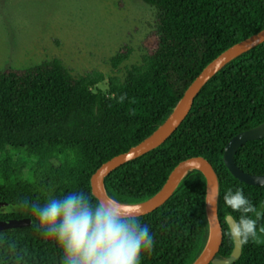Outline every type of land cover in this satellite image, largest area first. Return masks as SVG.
<instances>
[{
	"label": "trees",
	"instance_id": "1",
	"mask_svg": "<svg viewBox=\"0 0 264 264\" xmlns=\"http://www.w3.org/2000/svg\"><path fill=\"white\" fill-rule=\"evenodd\" d=\"M142 1L156 10L157 47L124 78L110 77L106 90L102 73L74 76L59 59L0 72V221H32L0 233V264H194L205 251L211 227L201 171L189 172L161 208L133 219L106 214L91 178L154 135L215 59L264 30V0ZM131 55L118 52L113 70ZM263 123L264 44L207 83L166 143L110 173L106 194L118 205L144 204L180 163L203 157L218 176L224 239L216 258L233 253V217L243 243L233 264H264V187L242 183L224 163L227 143ZM235 163L264 175V139L241 147Z\"/></svg>",
	"mask_w": 264,
	"mask_h": 264
},
{
	"label": "rangeland",
	"instance_id": "2",
	"mask_svg": "<svg viewBox=\"0 0 264 264\" xmlns=\"http://www.w3.org/2000/svg\"><path fill=\"white\" fill-rule=\"evenodd\" d=\"M156 10L142 0H0V72L59 59L74 75L98 71L106 82L156 49ZM132 50L118 71L111 59Z\"/></svg>",
	"mask_w": 264,
	"mask_h": 264
},
{
	"label": "water",
	"instance_id": "3",
	"mask_svg": "<svg viewBox=\"0 0 264 264\" xmlns=\"http://www.w3.org/2000/svg\"><path fill=\"white\" fill-rule=\"evenodd\" d=\"M262 44H264V30L225 51L198 76L184 94L174 113L154 135L130 149L127 153L111 159L96 171L91 178L92 193L106 214L116 219H133L149 215L168 202L189 172L198 170L203 173L206 179V209L210 221L211 235L205 251L194 264H233L241 257L243 251L241 232L234 218L228 217L227 223L234 238V250L228 259L216 258L223 243L224 229L219 216L218 176L205 158L191 157L180 163L169 175L162 190L148 202L138 206H122L113 202L106 194L104 179L116 169L147 155L166 143L188 117L196 97L207 83L229 63ZM261 139H264V123L233 137L224 150V163L233 177L254 187H264V175L245 173L236 165L235 157L239 149L245 144ZM4 207H6V204L0 203V210ZM31 224L30 219L3 220L0 221V233L12 229L29 228ZM69 228L75 235L77 242L83 245L72 223H69ZM54 234L55 226L52 224L48 231V241L54 240Z\"/></svg>",
	"mask_w": 264,
	"mask_h": 264
}]
</instances>
